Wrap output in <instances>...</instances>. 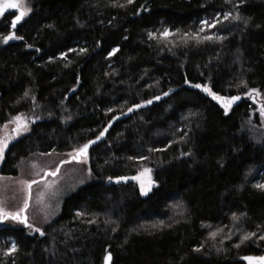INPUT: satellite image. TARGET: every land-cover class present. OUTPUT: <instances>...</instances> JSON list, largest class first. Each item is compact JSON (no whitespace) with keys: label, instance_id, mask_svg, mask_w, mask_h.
I'll use <instances>...</instances> for the list:
<instances>
[{"label":"trees","instance_id":"1","mask_svg":"<svg viewBox=\"0 0 264 264\" xmlns=\"http://www.w3.org/2000/svg\"><path fill=\"white\" fill-rule=\"evenodd\" d=\"M25 3L15 28L16 9L0 15V35L23 37L0 42V127L16 115L30 123L2 174L96 142L92 177L43 235L0 226V264H105L108 253L112 264H244L237 258L262 254L264 133L247 93L264 98V0ZM193 84L241 99L225 115ZM144 168L156 182L147 196L112 181Z\"/></svg>","mask_w":264,"mask_h":264},{"label":"rangeland","instance_id":"2","mask_svg":"<svg viewBox=\"0 0 264 264\" xmlns=\"http://www.w3.org/2000/svg\"><path fill=\"white\" fill-rule=\"evenodd\" d=\"M219 16V15H218ZM207 22V23H202ZM201 23L204 27L208 24H213L214 21H209L204 19ZM253 101L256 103V111L253 112V116L258 112L260 118L261 130L264 133V119L260 116V108L264 105V98L260 95H255L252 97ZM17 116V115H16ZM75 113L68 114L65 116L67 123L75 118ZM64 118V119H65ZM26 120V119H25ZM11 121V120H10ZM6 122L0 127V136H11L13 137L8 141V147L4 151L7 152L9 146L17 139L30 131V123L26 120L28 125L27 131H22L19 135L13 132L15 128L14 123ZM7 125V128H3ZM67 154H57L48 153L38 156H32L24 160L19 167V173L17 175H5L1 172V167L4 162V158L0 159V202H2L3 207L6 211L16 212L19 208L23 206L24 199L26 196L25 185L21 182H31L36 180L39 183L33 184L31 188V199L29 200V207L25 210L24 215L28 218V223L34 228H39L40 232H36L33 229L28 228L25 224L12 219L0 220L1 225H12V226H23L31 233H41L43 232V226L53 219H55L61 212L62 206L65 198L75 191L80 185H82L86 178H91L92 173L90 169L89 156L86 160L81 159L80 161L72 160ZM61 161H67L66 163H61ZM35 165V167H33ZM59 167V171L56 176L46 175L45 173L51 172ZM149 169V168H144ZM144 169L139 171L142 172ZM136 174L124 175L123 177H128L129 179L117 182V177L112 179L116 183H135L139 186L138 180H132L131 177L137 176ZM151 180L154 182L151 190L156 186V182L153 177L152 170L148 174ZM121 177V176H120ZM142 179H147V176L142 177ZM51 185V187H46L45 185ZM43 193V201H39V195ZM147 194V195H148ZM143 195V196H147Z\"/></svg>","mask_w":264,"mask_h":264},{"label":"snow or ice","instance_id":"3","mask_svg":"<svg viewBox=\"0 0 264 264\" xmlns=\"http://www.w3.org/2000/svg\"><path fill=\"white\" fill-rule=\"evenodd\" d=\"M127 2L131 3L132 0H127ZM7 9H16L18 11V15H15V18L11 22L12 28H15L17 22L22 20L31 11L30 7H28L26 5L25 0H0V15H3ZM228 15L229 14H225L224 18L228 19ZM232 19L233 20H240L241 17L239 15H236V16H233ZM202 23H207V22H202ZM244 23H247V20H244ZM207 26L208 27H214L215 25L213 23V24H208ZM201 31H203V29H201ZM161 35L164 37H167V35H169L168 30L165 29ZM149 36L150 37L153 36V33L150 32ZM13 39H23V37L16 36L14 32H9L6 35H0V42H3V43H7L8 41L13 40ZM202 39L211 40V39H213V37L212 36H204ZM80 51L83 52V51H85V49H81ZM116 51H117V49H115V48L112 49V51L109 52V56H111ZM61 55H63V54H61ZM241 83H244V82L241 81ZM192 87L197 88V89H202L205 93H207L209 96H211V98L213 100L217 101L221 105V107L223 108L225 115L228 114L232 105L241 99V97L238 95H234V96H230V97L221 96V95L213 92L207 85L193 84ZM24 95L25 96L28 95L27 91L25 92ZM164 95H168V93H164ZM247 95L250 98H252L255 95H259V93L256 89L253 88V89L249 90ZM155 99L159 100L160 97L157 96V97H155ZM146 103L150 104V103H152V101L149 100V101H146ZM134 107L138 108V107H140V105H134ZM109 111H111V109H109ZM128 111L131 112L132 108H129ZM260 116L262 119H264V105H262L260 108ZM10 123L15 124V128L13 129V132L16 135H19L22 131L28 130V125H27L26 120L23 117V115H17L15 117H13L12 120L10 121ZM3 128L6 129L7 125H4ZM106 131H107V129H105L104 131H101L100 134L96 137V140L101 139V137L104 136ZM12 138L13 137H11V136H0V159L4 158V151L8 147V141ZM95 142L96 141H94V140H89L87 143H84L83 145H81L77 148H74L73 152L69 153L68 155L70 156V158L72 160H76V161H80L81 159L86 160L88 157V149H89L90 145L94 144ZM130 159H131V157H130ZM141 159H144V157H141ZM66 162L67 161H61V163H66ZM33 167H35V165H33ZM58 171H59V167L57 166V168L55 170H53L51 172H47L45 174L50 175V176H56ZM150 172H151V169H144L142 172L138 173L137 176L131 177L132 180H138L139 181L141 195H147L148 192L151 190V187L154 183L151 180V177L148 175ZM145 176H147V179L146 180L142 179V177H145ZM109 179H111V177ZM127 179H129V178L123 177V176L117 177V182L127 180ZM21 183H23L25 185V190H26V196L24 199L23 206L21 208H19L16 212H9V211L5 210V208L2 205V202H0V220L12 219L14 221H18L20 223L25 224L30 229H33V226L28 223V218L26 215H24V212L29 207V200L31 199L32 185L39 183V182L36 180H32L31 182L23 181ZM45 186L51 187V185H48V184H46ZM255 187L258 189H264V184H257V185H255ZM38 199L40 202L43 201V193H40ZM77 215H79V213H77ZM233 218L235 219V214L233 215ZM33 230L36 232H40L39 228H34ZM40 234L43 235L42 232ZM211 235L213 237H215L216 233H212ZM248 238H249V236L245 235L244 237H242V242L244 240H247ZM261 239H264V237H261ZM238 246L239 245H237V247ZM15 250H16V245L13 244L11 246V248H9L5 252V255H8V254L14 252ZM196 251H199V249H196ZM111 259H112L111 253H108L107 255H105V257H104L105 264H110ZM243 259L248 261V264H264V256H261V257L246 256V257H243Z\"/></svg>","mask_w":264,"mask_h":264},{"label":"water","instance_id":"4","mask_svg":"<svg viewBox=\"0 0 264 264\" xmlns=\"http://www.w3.org/2000/svg\"><path fill=\"white\" fill-rule=\"evenodd\" d=\"M246 256H251V257H261V256H264V250H263V253L262 254H248V255H244V256H241L239 258H237L238 261H242L244 262V264H248V261L244 260L243 257H246ZM111 257H112V254H111ZM110 264H112V259L110 261Z\"/></svg>","mask_w":264,"mask_h":264}]
</instances>
